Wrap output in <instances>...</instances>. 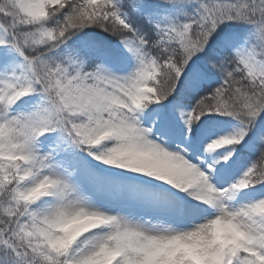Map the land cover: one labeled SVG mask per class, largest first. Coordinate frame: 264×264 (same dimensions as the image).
I'll use <instances>...</instances> for the list:
<instances>
[{"label":"snow or ice","instance_id":"snow-or-ice-1","mask_svg":"<svg viewBox=\"0 0 264 264\" xmlns=\"http://www.w3.org/2000/svg\"><path fill=\"white\" fill-rule=\"evenodd\" d=\"M0 264H264V0H0Z\"/></svg>","mask_w":264,"mask_h":264}]
</instances>
